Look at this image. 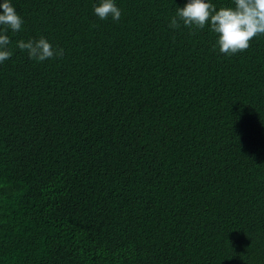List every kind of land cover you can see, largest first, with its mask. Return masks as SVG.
I'll return each mask as SVG.
<instances>
[{
	"label": "trees",
	"instance_id": "1",
	"mask_svg": "<svg viewBox=\"0 0 264 264\" xmlns=\"http://www.w3.org/2000/svg\"><path fill=\"white\" fill-rule=\"evenodd\" d=\"M114 2L11 0L0 264H264V35L226 56L169 27L188 0ZM40 37L63 56L15 46Z\"/></svg>",
	"mask_w": 264,
	"mask_h": 264
},
{
	"label": "clouds",
	"instance_id": "2",
	"mask_svg": "<svg viewBox=\"0 0 264 264\" xmlns=\"http://www.w3.org/2000/svg\"><path fill=\"white\" fill-rule=\"evenodd\" d=\"M94 13L101 20L111 17L114 21H119L122 15L114 0H101L99 5H94ZM180 22L196 29L210 25V30L218 35L219 51L232 56L247 50L254 37L264 35V0H233V6L220 7L219 10L209 0H188L177 9L169 27L179 28ZM23 25L24 19L11 0H3L0 4V63L13 55L12 41L7 33L9 30L19 32ZM15 46L39 62L64 54L63 48L53 46L45 37L19 40Z\"/></svg>",
	"mask_w": 264,
	"mask_h": 264
}]
</instances>
